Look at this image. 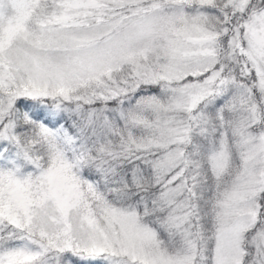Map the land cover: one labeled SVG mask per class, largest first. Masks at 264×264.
Listing matches in <instances>:
<instances>
[{
  "label": "snow or ice",
  "instance_id": "obj_1",
  "mask_svg": "<svg viewBox=\"0 0 264 264\" xmlns=\"http://www.w3.org/2000/svg\"><path fill=\"white\" fill-rule=\"evenodd\" d=\"M0 264H264V0H0Z\"/></svg>",
  "mask_w": 264,
  "mask_h": 264
}]
</instances>
